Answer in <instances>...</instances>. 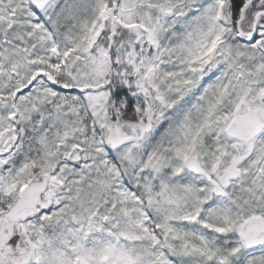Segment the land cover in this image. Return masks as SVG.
Returning a JSON list of instances; mask_svg holds the SVG:
<instances>
[{"label": "snow or ice", "instance_id": "snow-or-ice-1", "mask_svg": "<svg viewBox=\"0 0 264 264\" xmlns=\"http://www.w3.org/2000/svg\"><path fill=\"white\" fill-rule=\"evenodd\" d=\"M0 264H264V0H0Z\"/></svg>", "mask_w": 264, "mask_h": 264}]
</instances>
